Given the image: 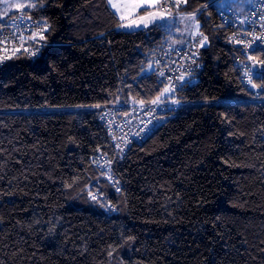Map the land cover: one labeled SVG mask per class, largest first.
Instances as JSON below:
<instances>
[{"label":"trees","instance_id":"trees-1","mask_svg":"<svg viewBox=\"0 0 264 264\" xmlns=\"http://www.w3.org/2000/svg\"><path fill=\"white\" fill-rule=\"evenodd\" d=\"M216 2L173 10L197 15L203 69L158 102L180 109L124 157L99 118L161 97L146 70L179 46L168 25L124 30L107 0L23 11L46 22L50 46L0 68V264H264V46L252 87ZM81 106L92 109L24 111Z\"/></svg>","mask_w":264,"mask_h":264},{"label":"built area","instance_id":"built-area-1","mask_svg":"<svg viewBox=\"0 0 264 264\" xmlns=\"http://www.w3.org/2000/svg\"><path fill=\"white\" fill-rule=\"evenodd\" d=\"M172 3L173 0H165L163 3L165 7L159 10L164 14H173V10L178 7H172ZM182 4L183 2L179 6ZM221 17L227 26L234 28L232 39L243 51L244 61L239 66L243 79L248 81L251 77L253 80L259 75L261 64L255 58L254 51L264 46V0H255L245 17L235 11L223 12ZM37 24H40L41 27L37 28ZM44 25L45 21L24 12L0 21V68L21 55H25L31 60L41 58L45 49L50 46L46 41L48 31L43 32ZM35 32H42L45 39L41 40L39 36L35 41L30 39L32 33ZM201 40V34L194 30L184 44L167 47L157 57L158 75L168 88L175 90L183 82L197 76L202 71ZM161 72L164 73L163 76L160 75ZM181 77L183 79H180ZM179 109L178 103L162 102L128 106L127 108L115 106L104 110L99 120L115 146L116 154L124 157L130 148L144 143L164 124L173 119ZM96 165L103 172V178L114 183L118 189L121 188L119 184L117 185L113 175L114 162L108 156H100ZM104 198L105 196L101 195L99 191L92 192V199ZM108 204L110 206L108 212L111 215L115 214L114 207L110 203Z\"/></svg>","mask_w":264,"mask_h":264},{"label":"snow or ice","instance_id":"snow-or-ice-1","mask_svg":"<svg viewBox=\"0 0 264 264\" xmlns=\"http://www.w3.org/2000/svg\"><path fill=\"white\" fill-rule=\"evenodd\" d=\"M182 2L186 3L187 0H173V3L171 6L179 7V4ZM107 4L110 6V8L115 10V12L113 13L114 15L119 14V19L121 21L128 19L129 17L133 16L136 12L140 10H143V13H144L143 15H139L136 19L130 20L129 23L127 24L121 23L118 25L119 27H133V26L140 27L141 25H143L144 27H148L149 24L155 23L158 19L164 20V13L161 12L159 9L165 7V5L161 4L160 0H107ZM0 5L5 6L3 8L4 15H7V13L13 8L32 9L37 6L35 3L31 2V0H27V2H23V3L20 2V0H0ZM189 18L192 20H195V13L190 14ZM241 23H243V21H241ZM196 26L198 28V22ZM40 27L41 25L37 24V28H40ZM48 30L49 28L45 22V25L43 26V32H47ZM37 36H39V39L41 40L45 39L42 32L32 33L30 39L35 41ZM201 36H202V40L200 41V43H201V46H203V43L204 41L207 40V37H203L202 33H201ZM17 51H19V49H17ZM25 51H27V49H25ZM160 75L163 76L164 73L161 72ZM261 78H264V74H262ZM180 79H183V77H181ZM248 83L252 84V87H258V85L252 82L251 77L249 78ZM173 90L174 89L166 87L161 93V96H164L165 94H168L172 92ZM160 99L161 97H157L155 100L151 101V103L156 104L160 101ZM139 103L143 104L144 102L141 100L139 101ZM116 147H119V145H116ZM106 163H110V162H106ZM93 198L95 199V197Z\"/></svg>","mask_w":264,"mask_h":264},{"label":"rangeland","instance_id":"rangeland-1","mask_svg":"<svg viewBox=\"0 0 264 264\" xmlns=\"http://www.w3.org/2000/svg\"><path fill=\"white\" fill-rule=\"evenodd\" d=\"M165 0H160L161 4L164 3ZM255 0H217L216 4L218 7V10L220 13L223 12H230V11H235L240 13L243 17H245L248 9L250 6L253 4ZM20 2H27V0H20ZM31 2L36 3V0H31ZM4 5H0V21L5 20L8 16H10L14 12H23L25 9H11L7 15L3 14V8ZM151 10V9H150ZM143 13V10H140L136 12L133 16L129 17L128 19L124 20V22L137 17ZM119 15V14H118ZM136 19V18H135ZM197 15H195V20H192L189 18V16L186 17H180V18H175V17H170L168 15L164 14V20H157L155 23L149 24L148 27H144L141 25L140 27H124V30L127 31H136V30H142V29H147L150 28L156 24H162V25H168V32H169V37L168 40H173V43L175 45H180L179 43L184 40L185 42L189 39L190 34L195 30L199 33V29L197 28ZM129 23V22H128ZM127 24V23H126ZM175 37H178V40H175ZM174 38V39H173ZM184 42V43H185ZM182 43V44H184ZM206 45V41L203 44V46ZM151 66V67H150ZM146 70V72H153L157 70L156 62H155V57L152 60V63ZM171 94H165L164 96H161L160 100L166 101V98L169 97ZM165 99V100H164ZM264 101V98H262ZM168 101V100H167ZM87 109H92L88 107H38V108H30L28 110H24L25 112H45V113H51L55 111H81V110H87Z\"/></svg>","mask_w":264,"mask_h":264},{"label":"crops","instance_id":"crops-1","mask_svg":"<svg viewBox=\"0 0 264 264\" xmlns=\"http://www.w3.org/2000/svg\"><path fill=\"white\" fill-rule=\"evenodd\" d=\"M144 13H142L141 15H143ZM165 15H168V16H170V17H175V18H180V17H186V16H189V15H185V14H177V15H174V14H165ZM196 15V14H195ZM138 17V16H137ZM137 17H134V18H132V19H135V18H137ZM132 19H130V20H132ZM130 20H128V21H126V22H124L125 24L126 23H128ZM123 29H124V27H122ZM192 34V33H191ZM190 34V35H191ZM185 40V39H184ZM184 40H182L179 44L180 45H182V43H184L185 41ZM179 45V46H180Z\"/></svg>","mask_w":264,"mask_h":264}]
</instances>
